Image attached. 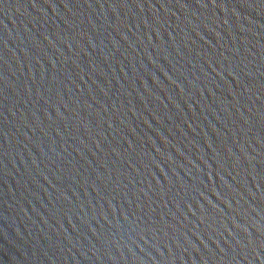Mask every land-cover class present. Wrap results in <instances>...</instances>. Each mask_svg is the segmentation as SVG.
Here are the masks:
<instances>
[{
    "label": "water",
    "instance_id": "water-1",
    "mask_svg": "<svg viewBox=\"0 0 264 264\" xmlns=\"http://www.w3.org/2000/svg\"><path fill=\"white\" fill-rule=\"evenodd\" d=\"M0 264H264V0H0Z\"/></svg>",
    "mask_w": 264,
    "mask_h": 264
}]
</instances>
